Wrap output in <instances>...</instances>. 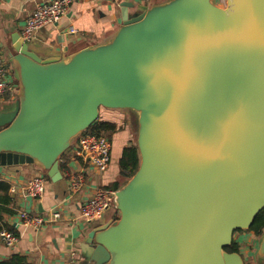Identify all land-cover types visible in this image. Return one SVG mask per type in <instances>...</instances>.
<instances>
[{
    "label": "water",
    "instance_id": "1",
    "mask_svg": "<svg viewBox=\"0 0 264 264\" xmlns=\"http://www.w3.org/2000/svg\"><path fill=\"white\" fill-rule=\"evenodd\" d=\"M31 42L6 37L18 99L0 113V168L62 183L102 109L137 125L139 168L116 190L119 217L88 223L82 264H245L225 248L264 212V0H167L68 56Z\"/></svg>",
    "mask_w": 264,
    "mask_h": 264
},
{
    "label": "crops",
    "instance_id": "2",
    "mask_svg": "<svg viewBox=\"0 0 264 264\" xmlns=\"http://www.w3.org/2000/svg\"><path fill=\"white\" fill-rule=\"evenodd\" d=\"M52 1L54 0H0V52L2 54L6 50L7 35L21 34L35 8L41 3ZM165 1L167 0H73L68 15L58 24L47 26L37 32L31 44L35 51L40 52L44 57L68 56L84 45L108 42L125 18ZM216 3L221 7L225 6V0H216ZM71 28L76 30L75 34L69 32ZM7 63L15 79L13 68L9 62ZM11 106L7 101L0 100V113ZM100 113L101 121L121 127V130L111 139L113 164L103 174L86 170L87 186L76 198L72 199L69 195L68 174L78 173L83 164L75 158L71 150L65 158L61 159V162L67 165L62 171L63 184H53L48 181L45 194L41 199L26 198L21 191L22 185L30 178L44 174L39 167L23 165L0 168V181L8 182L11 189L16 190L15 193H10L15 201L16 214L7 217L4 221L15 229L19 237L18 243L13 248L7 247L0 240V261L19 254L27 256L31 264H82L79 240L88 232V223L80 217V202L92 195L97 187H112L115 184L121 186L126 182L127 179L120 174L119 160L124 148L135 145V117L131 112L102 109ZM57 207L62 209V220L45 225L41 229L25 226L18 218V213L21 211H27L33 215H46ZM109 212L110 210L103 218L92 222L93 225H101L116 218V211L112 210L107 216ZM2 224L0 222V227H3ZM250 233L256 237L254 251L257 253L259 237L253 232ZM254 251L249 254L251 258L253 257L251 253Z\"/></svg>",
    "mask_w": 264,
    "mask_h": 264
},
{
    "label": "built area",
    "instance_id": "3",
    "mask_svg": "<svg viewBox=\"0 0 264 264\" xmlns=\"http://www.w3.org/2000/svg\"><path fill=\"white\" fill-rule=\"evenodd\" d=\"M73 0H54L39 4L32 15L27 19L21 36L26 42L34 39L35 34L41 29L58 24L71 10ZM75 34L76 30L69 31ZM18 99V85L12 76V70L0 52V100L7 101L11 105ZM72 144L76 159L80 160L83 167L78 173H69L70 197L76 198L87 186L86 170L103 174L109 170L112 162V142L105 135L85 134L80 135ZM47 178L45 174L35 175L22 185L21 191L26 198L41 199L46 191ZM11 189V188H10ZM15 193V188L10 193ZM116 189L110 187H97L94 193L80 202V217L87 223L103 218L105 213L113 208ZM20 222L34 229H41L45 225L59 222L63 218L62 209L57 207L46 215H33L27 211L18 213ZM0 240L9 248H13L19 241L16 232L2 229Z\"/></svg>",
    "mask_w": 264,
    "mask_h": 264
},
{
    "label": "trees",
    "instance_id": "4",
    "mask_svg": "<svg viewBox=\"0 0 264 264\" xmlns=\"http://www.w3.org/2000/svg\"><path fill=\"white\" fill-rule=\"evenodd\" d=\"M121 130V127H118L114 123L104 122L98 119L88 130H86L82 135L85 134H97V135H105L109 139H112V136ZM75 141H73V144ZM70 151V150H69ZM67 151L63 157H66V154L69 152ZM140 165V157L139 151L136 145L126 147L122 151L121 158L119 160V168L120 174L122 177L126 178L127 180L130 179L138 170ZM67 165L60 162V169L63 171ZM48 181L50 179L45 174ZM119 186L117 184L113 185L110 188H114L117 190ZM11 185L8 182L0 181V222H2L3 227H0V231L4 228L6 230L15 231L10 225L6 224L4 221L7 217L13 216L16 214V210L14 208V199L10 194ZM249 232H253L257 237H260L264 232V212H261L257 218L255 219L253 226L251 227ZM244 231H240L237 233H242ZM236 233V234H237ZM235 234V235H236ZM225 250L229 253L238 252L240 253V245L238 242L233 241V243L225 248ZM264 264V259L261 262ZM0 264H31L27 256H22L19 254L12 255L6 259L0 261ZM246 264V263H245Z\"/></svg>",
    "mask_w": 264,
    "mask_h": 264
},
{
    "label": "rangeland",
    "instance_id": "5",
    "mask_svg": "<svg viewBox=\"0 0 264 264\" xmlns=\"http://www.w3.org/2000/svg\"><path fill=\"white\" fill-rule=\"evenodd\" d=\"M102 111V110H101ZM101 114V113H100ZM136 140H137V125L135 124V133H134V143L136 145ZM113 162H111L109 169L111 168ZM127 181V180H126ZM63 184V183H61ZM114 209H110V212ZM115 211V210H114ZM107 214V216L110 215ZM106 216V217H107ZM119 217V213L117 212V218ZM105 220V219H104ZM235 241L239 243L240 245V250L242 257L244 258V261L246 264H262V260H259L257 257L256 251H254V244L256 242V237H254L250 232L244 231L242 233H237L234 237ZM259 242V241H258ZM254 251L253 257L251 258L249 256L250 252Z\"/></svg>",
    "mask_w": 264,
    "mask_h": 264
}]
</instances>
